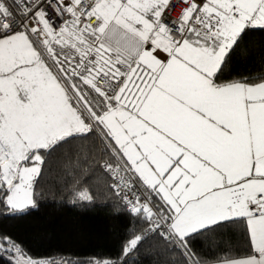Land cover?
<instances>
[{
	"label": "snow or ice",
	"instance_id": "snow-or-ice-1",
	"mask_svg": "<svg viewBox=\"0 0 264 264\" xmlns=\"http://www.w3.org/2000/svg\"><path fill=\"white\" fill-rule=\"evenodd\" d=\"M255 31L264 0H0V216L55 167L73 202L95 187L129 218L88 264L146 242L157 264H264V71L224 78ZM224 229L241 242L195 250ZM0 256L55 264L2 233Z\"/></svg>",
	"mask_w": 264,
	"mask_h": 264
},
{
	"label": "trees",
	"instance_id": "trees-1",
	"mask_svg": "<svg viewBox=\"0 0 264 264\" xmlns=\"http://www.w3.org/2000/svg\"><path fill=\"white\" fill-rule=\"evenodd\" d=\"M243 43L246 48L234 54L225 79L264 71V32L249 33ZM51 176L52 179L42 180L37 188L40 195L36 208L19 216H0V233L10 236L35 260L88 264L92 259L117 257L129 218L114 211V198L94 187L96 199L93 203L73 202L63 182H54L55 167ZM240 242L238 232L224 229L215 236L201 237L193 246L202 257L210 259L218 245L225 247ZM149 243L141 246L138 264H157V260L164 259L148 249ZM0 264H9V261L0 256Z\"/></svg>",
	"mask_w": 264,
	"mask_h": 264
},
{
	"label": "built area",
	"instance_id": "built-area-1",
	"mask_svg": "<svg viewBox=\"0 0 264 264\" xmlns=\"http://www.w3.org/2000/svg\"><path fill=\"white\" fill-rule=\"evenodd\" d=\"M181 7H183L182 4H180L179 6H177L176 9H175V11H173V12L171 13V15H172L173 17H175V16L177 15V13L180 11V8H181Z\"/></svg>",
	"mask_w": 264,
	"mask_h": 264
}]
</instances>
